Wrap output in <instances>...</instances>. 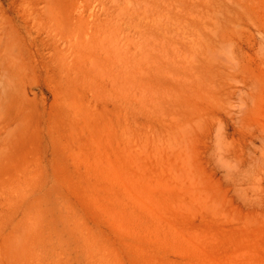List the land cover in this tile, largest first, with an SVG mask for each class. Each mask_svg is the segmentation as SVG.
<instances>
[{
  "label": "rangeland",
  "instance_id": "374dc122",
  "mask_svg": "<svg viewBox=\"0 0 264 264\" xmlns=\"http://www.w3.org/2000/svg\"><path fill=\"white\" fill-rule=\"evenodd\" d=\"M0 264H264V0H0Z\"/></svg>",
  "mask_w": 264,
  "mask_h": 264
}]
</instances>
